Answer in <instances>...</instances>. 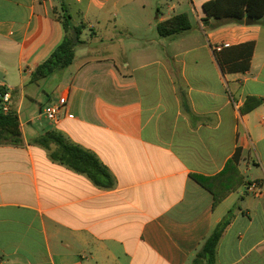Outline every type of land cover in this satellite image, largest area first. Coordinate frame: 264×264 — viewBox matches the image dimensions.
Masks as SVG:
<instances>
[{"label": "crops", "instance_id": "0c3cea01", "mask_svg": "<svg viewBox=\"0 0 264 264\" xmlns=\"http://www.w3.org/2000/svg\"><path fill=\"white\" fill-rule=\"evenodd\" d=\"M208 1L0 0V89L23 135L0 144V264H192L230 211L216 264H264V19L212 28ZM62 4L86 44L34 82L65 37ZM182 14L189 31L159 34ZM63 96L52 124L43 110ZM52 130L93 152L115 186L32 143ZM238 148L245 183L214 208L191 175L219 174Z\"/></svg>", "mask_w": 264, "mask_h": 264}, {"label": "trees", "instance_id": "16d2710c", "mask_svg": "<svg viewBox=\"0 0 264 264\" xmlns=\"http://www.w3.org/2000/svg\"><path fill=\"white\" fill-rule=\"evenodd\" d=\"M61 10L62 12L57 18L64 27L65 37L51 56L37 67L33 77L34 82L48 78L54 73L70 67L74 62L76 49L86 44L82 40V33L87 28L86 24L81 23L75 26L71 14L63 4ZM203 10L207 16L203 22L212 28L232 23L243 24L246 18L262 23L264 19V0H210L203 5ZM210 19H213V24L208 22ZM191 28L190 20L185 14L176 15L157 26L159 34L164 37L186 32ZM4 92L0 89V93ZM260 104V100L254 99L250 105L244 108V112L251 111ZM32 143L44 148H50L51 145H54L56 150L51 153L52 160L67 166L78 174L85 175L96 186L106 189L115 186L112 173L102 164L99 158L93 152L72 143L61 132L48 131L36 137ZM0 144L15 146L23 144L19 116L13 110L5 113L0 108ZM242 158L243 150L238 148L235 155L219 174L212 177L191 175L196 182L213 195L214 208L244 185L245 177L239 169ZM233 217L234 213L230 211L214 228L196 253L192 264H216L218 244Z\"/></svg>", "mask_w": 264, "mask_h": 264}, {"label": "built area", "instance_id": "2783aa9c", "mask_svg": "<svg viewBox=\"0 0 264 264\" xmlns=\"http://www.w3.org/2000/svg\"><path fill=\"white\" fill-rule=\"evenodd\" d=\"M0 101L3 112L8 113L12 110L11 109L12 95L10 92L0 93ZM67 103H68V98L65 96L61 97L56 103L46 107L43 110L42 113L43 117L52 124H58L61 120L62 112L67 106ZM257 190H258L257 184H251L247 188V191L249 193H255L257 192Z\"/></svg>", "mask_w": 264, "mask_h": 264}, {"label": "water", "instance_id": "95a60500", "mask_svg": "<svg viewBox=\"0 0 264 264\" xmlns=\"http://www.w3.org/2000/svg\"><path fill=\"white\" fill-rule=\"evenodd\" d=\"M245 22H246V24H252L254 21L248 18V19H246ZM0 108H2L1 101H0Z\"/></svg>", "mask_w": 264, "mask_h": 264}, {"label": "rangeland", "instance_id": "374dc122", "mask_svg": "<svg viewBox=\"0 0 264 264\" xmlns=\"http://www.w3.org/2000/svg\"><path fill=\"white\" fill-rule=\"evenodd\" d=\"M135 35H136V34H134V36H135ZM114 50L117 51V47H115ZM129 51L135 53V52H136V49H135V50H134V49H133V50H129ZM44 109H45V108H44ZM43 121H45V119H44Z\"/></svg>", "mask_w": 264, "mask_h": 264}]
</instances>
